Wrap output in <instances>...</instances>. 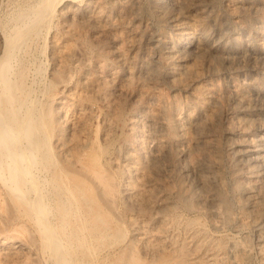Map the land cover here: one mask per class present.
Instances as JSON below:
<instances>
[{
    "label": "bare ground",
    "instance_id": "obj_1",
    "mask_svg": "<svg viewBox=\"0 0 264 264\" xmlns=\"http://www.w3.org/2000/svg\"><path fill=\"white\" fill-rule=\"evenodd\" d=\"M62 1H18L8 23L2 24L0 31V212L5 208L8 214L4 217L0 214V264H38V252L45 256L43 262L46 264H137L135 257L121 253L117 258L112 255L116 259L111 262L107 259L109 250H103L100 245H104L111 234L105 229V217L101 218L99 208L116 211L123 206L157 212L173 208L176 205L169 193L174 184L179 189L177 199L187 208L191 206L208 212L228 208V200L219 194V187L223 185H220L218 172L217 145L207 138L208 128L217 122V108L213 107L209 85L197 84L201 78L198 60L187 65L184 51L175 52L173 58L177 63L167 77L171 86L186 94L185 102L180 105L156 91L145 90L147 84L144 85V81H133L132 63L117 46L111 49L112 54L125 77L118 78L112 71L108 74L109 81L118 86H115V97L111 96L105 79L100 77L103 72L100 69L95 73L86 69L80 81L68 87L65 60L74 54L75 48L50 38L51 56L58 62L53 73L64 98L51 100L47 109L51 111L49 118L45 117L42 97H38L34 83L41 73V57ZM185 1L171 2L176 13L169 16L176 35L184 41V49L189 53L186 54L196 59L208 50L199 33V22L179 20L177 12ZM73 9L68 2L59 13L68 17L74 15ZM89 12L86 10L85 18L94 25L99 24L102 18L98 11ZM74 32L72 28L66 30L68 37L74 36ZM191 41L193 45L188 49ZM140 71L150 80L157 79L150 62L143 63ZM131 83L140 87L136 88L137 93L144 97L136 102L132 99L133 102L127 104V96L136 91L124 87ZM97 85L103 90L97 92ZM92 92L99 94L98 98L105 105L99 114L108 116H104L100 129L99 121H95L99 114L91 103ZM40 94L44 95V91ZM240 98L244 101L242 94ZM125 111L128 119L124 132L114 145L113 123ZM45 118L53 128L52 149L47 145V133L44 135L48 126ZM259 143L246 142L247 146L234 148L235 159L250 182L246 181L247 185L242 187L244 204L253 209L262 208L264 201L263 185L260 184L264 152ZM21 215L31 221L32 229L17 220ZM137 230L133 227L128 243L146 244V239Z\"/></svg>",
    "mask_w": 264,
    "mask_h": 264
},
{
    "label": "rangeland",
    "instance_id": "obj_2",
    "mask_svg": "<svg viewBox=\"0 0 264 264\" xmlns=\"http://www.w3.org/2000/svg\"><path fill=\"white\" fill-rule=\"evenodd\" d=\"M18 1L21 0H0V31L2 26L8 23V17L15 10ZM173 1L177 0H73V2L63 0L62 5L57 7L52 21L50 37L41 57V73L36 77L34 83L38 97H42L45 117L49 118L51 112L47 110L49 102L56 98H64L53 73L58 66V62L51 56L52 45L50 44L53 39L71 44L75 48L74 54L71 56L73 58L65 60L68 65L65 72L68 87L79 82L82 72L86 69H90L91 73L99 72L100 69L103 70L100 77L102 80L105 79L111 96L115 97L118 86L117 83L109 81L108 74L112 71L118 75V78L125 77L124 71L115 64L112 54L111 49L117 46L122 48L121 51L132 63L130 65L133 71V81H144V85L147 84L144 87L145 90L156 91L165 98H171L178 104H183L186 100L185 92L171 86L167 79L169 73H172V67L177 63V59L173 58L176 56L175 52L184 51L187 53L184 49V41L179 40L170 21L171 13L172 15L176 13L174 12L176 10L171 7ZM68 2L74 8V15L64 17L59 11ZM187 3H189V7ZM86 10H89V13L98 11L100 19L102 18L98 22L100 25H94L85 18ZM177 14L180 21L199 22V33L205 40L208 50L207 54L200 58L195 59L187 55L189 53H185L186 58L185 56L184 58L187 65H193L198 60L201 78L197 84L207 83L210 87V95L212 94V99L215 100H213V107L215 110L217 108L218 118L214 125L216 127L208 128L210 135L208 134L207 138L217 145L218 172L221 176L220 185H223L219 187V194L221 193L220 196L228 200L229 206L228 208H218V212L197 210L191 206L187 208L185 205L184 207L176 197L179 189L174 184L172 185L173 190L171 188L169 193L173 197V205H176L173 208L159 212L152 209L123 208V206L116 208V211L99 208L101 218L105 217L103 222L105 229H108L107 232L112 237H108L106 239L108 243L105 242L100 246L103 247H101L103 250L106 249L105 251L109 250L107 259L110 262L121 254H125V256L135 257L134 260L138 262L137 264H264V201L261 204L262 208L257 209L247 208L244 204L243 184L246 186L245 183L250 182L247 173H244V170L240 168L234 154V148L247 146L246 142H260L259 146L264 152V0H186ZM103 24L104 27L101 26ZM68 28L75 31L74 36L69 35L68 37L66 33ZM100 28H103L106 33ZM70 38H74V40ZM81 44L84 46L82 47ZM192 45L193 41L189 42L188 49ZM173 59L175 60L173 61ZM145 62H150L155 69L157 79L150 80L143 74V70L140 71V66ZM108 83L110 84L108 85ZM115 86L117 87L115 88ZM146 86L148 87L146 88ZM124 87L128 90H136L130 96L128 95L130 98L127 96V104L132 103L133 100L134 102H136L135 100L139 101L144 97L138 95L139 86L136 87L135 83ZM97 89V92L103 90L99 85H97ZM41 91H44V95L40 94ZM241 94L244 101H241ZM96 95L97 93L93 94L92 92L91 103L93 102L92 106H95L94 110L99 114L104 111L105 105L98 98L99 94L97 97ZM136 97H140V99ZM97 98L98 100H96ZM124 113L113 123L115 142H119L124 132V125L128 119L126 111ZM101 114L97 119L95 118V121H99V129L104 118L108 117ZM48 118H45L48 126L44 135L46 136L47 133V145L52 149L53 128L52 124L48 122ZM111 149L112 147L109 148V150ZM255 165L257 166V164ZM117 176L119 180L120 175ZM261 177L260 184L262 183L264 189V172ZM263 189L261 190L264 193ZM92 198L94 201L96 200L94 196ZM4 210L5 208L0 212L2 217L8 215ZM260 210L263 214L260 213ZM17 220L22 224H27V228L30 226L29 229L33 228L27 217L24 218L21 215ZM133 227H137V231L146 239L147 245L144 244L146 246L137 241L128 243ZM121 240H123L122 243ZM120 243L121 245H119ZM113 251H117V253L115 254ZM36 254L39 260L38 264H46L43 262L45 256L41 252ZM48 264L52 263L48 262Z\"/></svg>",
    "mask_w": 264,
    "mask_h": 264
}]
</instances>
